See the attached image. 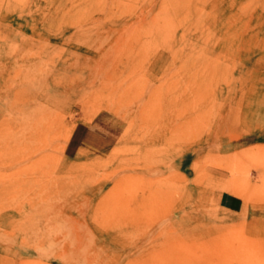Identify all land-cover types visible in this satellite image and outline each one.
<instances>
[{"label":"rangeland","instance_id":"rangeland-1","mask_svg":"<svg viewBox=\"0 0 264 264\" xmlns=\"http://www.w3.org/2000/svg\"><path fill=\"white\" fill-rule=\"evenodd\" d=\"M0 264H264V0H0Z\"/></svg>","mask_w":264,"mask_h":264},{"label":"bare ground","instance_id":"bare-ground-1","mask_svg":"<svg viewBox=\"0 0 264 264\" xmlns=\"http://www.w3.org/2000/svg\"><path fill=\"white\" fill-rule=\"evenodd\" d=\"M14 7V6H13ZM81 30V29H80ZM79 30V31H80ZM62 35V34H61ZM39 44V43H38ZM38 44H37V46H38ZM41 45H42V43H41ZM43 48V47H42ZM39 50L41 49V47L40 48H38ZM42 50V49H41ZM110 53V52H109ZM106 54V53H105ZM21 57V56H20ZM19 57V58H20ZM45 59V58H44ZM110 66V65H109ZM29 68V67H28ZM109 68V67H108ZM107 68V69H108ZM31 69V68H30ZM106 69V72H105V76H99V78L98 79H100V82H101V84H102V86L101 87H94V94H92L93 95V97H97V96H108V98L109 97H114V96H116V94H117V91L116 90H122V89H128L129 87H130V85H131V83H130V81H123V80H117L116 78V76H114L113 75V73H111V74H109V73H107L108 72V70ZM109 69H111V68H109ZM100 70V69H99ZM114 70V69H113ZM19 71H21L20 69H19ZM27 80V79H26ZM24 81V80H23ZM32 81V80H31ZM94 82V81H93ZM24 83V82H23ZM14 85V84H13ZM29 85V84H28ZM93 86H96V84L94 85V83H93ZM83 88V87H82ZM133 88V87H132ZM131 88V89H132ZM185 89V88H184ZM183 89V90H184ZM22 91H25L26 92V94H27V89H25V90H23V89H21V91L19 90L18 91V94L19 93H21ZM155 91V90H154ZM73 92V91H72ZM131 92V91H130ZM134 93V92H133ZM118 94H119V92H118ZM135 94V93H134ZM133 95V94H132ZM183 95H184V92H183ZM139 96V95H138ZM131 97V96H130ZM132 97H135V96H132ZM184 100H185V104H187V105H191V102H190V100H191V97L190 96H187V97H182ZM145 99H147V98H145ZM150 100V99H149ZM142 102V101H141ZM15 107H16V105H14ZM136 107V106H135ZM152 107V106H151ZM140 110V109H139ZM191 110V109H190ZM19 113H22L25 117H22V119H24V121L26 120V122H27V125H28V129H26V131H25V135H24V138L27 140V139H29L30 138V136H32L33 134L34 135H41V133H42V131H39V132H36V129H37V125H35L36 123V120H35V116L32 118V116L29 114V108L27 107V108H25V107H19ZM27 117H28V119H27ZM46 118V117H45ZM34 119V120H33ZM40 119V118H39ZM39 121V120H38ZM38 121H37V123H38ZM194 120H193V116L192 115H187L186 116V118L184 119V121L183 122H179L178 121V123H184V124H187V123H190V126L188 127V128H191L192 127V122H193ZM177 123V124H178ZM183 124V125H184ZM45 127V130H47V129H49V126H44ZM51 127V126H50ZM41 128V127H40ZM181 130V129H180ZM48 131V130H47ZM182 131V130H181ZM47 133V132H46ZM27 134V135H26ZM184 133H182L181 134V132H180V135H183ZM48 135V134H47ZM187 136V135H186ZM179 140V139H178ZM177 145H179V144H177ZM180 146V145H179ZM185 146V145H184ZM175 147V146H174ZM179 148V147H178ZM171 149V148H170ZM174 150V149H173ZM162 151V150H161ZM192 151V150H191ZM157 157H159V156H157ZM161 158V157H160ZM173 158V157H172ZM155 159V161H156V158H154ZM171 160V159H170ZM159 161V160H158ZM154 162V161H153ZM153 162H151V163H153ZM150 163V164H151ZM169 166V165H168ZM169 171H170V173H171V169H169ZM168 171V172H169ZM172 172H173V169H172ZM170 173H168V175L170 174ZM171 175H172V173H171ZM160 176V175H159ZM137 177V174L135 175V178ZM171 177V176H170ZM160 178V177H159ZM151 194V193H150ZM149 194V195H150ZM231 200V199H230ZM231 202V201H230Z\"/></svg>","mask_w":264,"mask_h":264},{"label":"crops","instance_id":"crops-1","mask_svg":"<svg viewBox=\"0 0 264 264\" xmlns=\"http://www.w3.org/2000/svg\"><path fill=\"white\" fill-rule=\"evenodd\" d=\"M230 199H232V197L224 193H221L219 196V202L221 206H228V204H230V201H231Z\"/></svg>","mask_w":264,"mask_h":264}]
</instances>
